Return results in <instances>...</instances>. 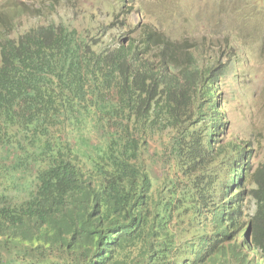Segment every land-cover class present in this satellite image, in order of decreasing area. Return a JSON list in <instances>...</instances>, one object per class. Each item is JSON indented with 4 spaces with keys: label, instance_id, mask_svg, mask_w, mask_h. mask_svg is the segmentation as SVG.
Listing matches in <instances>:
<instances>
[{
    "label": "trees",
    "instance_id": "obj_1",
    "mask_svg": "<svg viewBox=\"0 0 264 264\" xmlns=\"http://www.w3.org/2000/svg\"><path fill=\"white\" fill-rule=\"evenodd\" d=\"M10 30L0 264H264V160L229 137L211 37Z\"/></svg>",
    "mask_w": 264,
    "mask_h": 264
},
{
    "label": "rangeland",
    "instance_id": "obj_2",
    "mask_svg": "<svg viewBox=\"0 0 264 264\" xmlns=\"http://www.w3.org/2000/svg\"><path fill=\"white\" fill-rule=\"evenodd\" d=\"M0 22L11 29V39L50 24L74 28L103 45L136 36L143 25L178 40L191 33L211 37L209 54L228 64L220 91L229 137L247 145L254 167L263 162L264 0H0ZM154 173L164 175L159 167Z\"/></svg>",
    "mask_w": 264,
    "mask_h": 264
}]
</instances>
